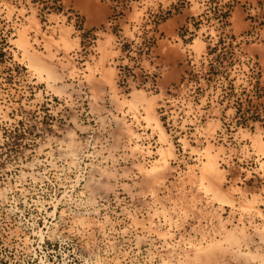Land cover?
Returning <instances> with one entry per match:
<instances>
[{"label": "rangeland", "instance_id": "obj_1", "mask_svg": "<svg viewBox=\"0 0 264 264\" xmlns=\"http://www.w3.org/2000/svg\"><path fill=\"white\" fill-rule=\"evenodd\" d=\"M31 1L43 24L45 0ZM228 6L211 0L209 17ZM259 16L260 37L241 42L264 39ZM7 34L0 24V264H264L258 58L220 39L172 98L97 99L75 53L37 48L25 66Z\"/></svg>", "mask_w": 264, "mask_h": 264}, {"label": "crops", "instance_id": "obj_2", "mask_svg": "<svg viewBox=\"0 0 264 264\" xmlns=\"http://www.w3.org/2000/svg\"><path fill=\"white\" fill-rule=\"evenodd\" d=\"M121 1L124 4L115 11L104 0H45L41 24L39 6L31 0H0V24L7 29L11 47L25 51V66L37 48L43 58L45 53L49 58L79 56L80 76L90 79L97 99L148 93L164 99L166 91L172 98V92L187 82L184 73L191 59L220 39L232 47H245L264 64V39L254 44L239 41L250 29L247 10L257 5L258 14L264 16V0H230L226 14L216 19L209 17L211 0ZM160 9L172 12L157 24L148 23V12ZM75 14L81 20L78 30ZM262 76L264 86L263 67ZM214 98H221L219 90ZM218 107L206 118L217 127Z\"/></svg>", "mask_w": 264, "mask_h": 264}, {"label": "built area", "instance_id": "obj_3", "mask_svg": "<svg viewBox=\"0 0 264 264\" xmlns=\"http://www.w3.org/2000/svg\"><path fill=\"white\" fill-rule=\"evenodd\" d=\"M104 1L108 2L115 9V11L122 4H124L121 0H104ZM257 9H258V6L256 5V6L249 7V9L247 10V18L250 21V29L249 31L244 32L239 36V41L244 42V41H249L252 39H257L260 37V33L263 30L262 29L263 25L261 24L262 19L258 14ZM171 12H172L171 9H166V10L160 9L159 11H157V13L147 16L148 23L157 24L158 22L166 18ZM73 21L75 24V28L78 30L81 24V20L79 16L76 14L73 15ZM123 76H124V72L121 71L120 77H119L120 82H122Z\"/></svg>", "mask_w": 264, "mask_h": 264}]
</instances>
